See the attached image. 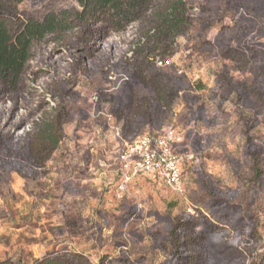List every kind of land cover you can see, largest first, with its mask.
Listing matches in <instances>:
<instances>
[{
	"label": "rangeland",
	"instance_id": "374dc122",
	"mask_svg": "<svg viewBox=\"0 0 264 264\" xmlns=\"http://www.w3.org/2000/svg\"><path fill=\"white\" fill-rule=\"evenodd\" d=\"M185 1L192 25L176 38L170 56L142 60L133 47L143 28L136 23L91 43L81 44L77 36L46 40L32 52L20 85L3 90L0 129L9 130L11 139L0 141V263L32 264L69 250L84 254L91 264H164L171 250L165 240L171 219L208 213L210 193L217 197L226 188L236 193V203L258 215L264 236V186L252 185L241 117L232 102L218 106L212 92L215 75L224 67L233 81L252 82V74L223 59L213 42L221 28L234 32L239 16L254 7L261 8L258 23L264 28V0H234L244 6L240 11L226 8L224 0ZM17 8L22 16L41 18L78 4L22 0ZM48 54L60 62L58 76L65 82L44 86L50 74L36 70ZM177 77L181 91L166 105L159 88L170 91ZM26 82L34 93L31 107L41 103L32 114L25 115L23 106L12 113L9 96ZM197 83L201 90L194 89ZM194 93L208 121L189 112ZM250 100L252 107L242 112L253 120L251 134L263 146L264 167V99ZM161 127H172L182 137L179 152L188 158L183 192L152 174L134 177L121 190L115 161L120 141L113 128L137 135ZM41 135L57 145L44 144ZM208 185H214L213 192ZM199 224L202 232V220ZM262 251L260 246L246 264H258Z\"/></svg>",
	"mask_w": 264,
	"mask_h": 264
},
{
	"label": "trees",
	"instance_id": "16d2710c",
	"mask_svg": "<svg viewBox=\"0 0 264 264\" xmlns=\"http://www.w3.org/2000/svg\"><path fill=\"white\" fill-rule=\"evenodd\" d=\"M21 1L0 0V102L4 98V89L17 88L20 85L26 65L33 57L32 52L46 40L55 43L68 36H77L81 44L91 43L108 32H122L136 23L143 28L140 30L139 40L133 46L134 50L140 52L142 60H161L170 56L176 38L184 35L192 25L190 8L185 0H75L78 8L48 12L41 18L22 16L17 8ZM224 2L226 8L235 11L244 7L234 0ZM260 9L254 7L240 15L234 32L221 28L213 42L219 48V55L223 59L231 60L237 70L252 74V82L246 84L243 81H233L224 67L215 75L212 92L215 93L213 99H216L218 106L232 102L241 117L245 135L243 151L250 161L251 182L254 187L262 189L263 146L251 134L253 120L242 112L243 107H252L250 96H255L257 100L264 99V28L258 23L262 19ZM41 64L44 66L39 65L36 72L50 74V81H45L44 86L57 80L66 81L58 76L63 67L57 59H52L51 54L42 56ZM258 81L263 82L257 85ZM176 82V86L170 91L163 86L159 88L166 105L168 100L172 103L178 98L181 91L178 77ZM28 85L30 82L23 84L14 96H9L12 99L10 112L13 113L16 107L23 106L26 109L25 115H29L39 106L40 101L34 108L31 107L35 98ZM194 89L201 90V84L197 83ZM24 91L27 95L23 94ZM191 95L189 112L194 118L208 121L200 95ZM25 115L22 119H25ZM161 129L162 127L149 133ZM9 132L0 129V141L11 139ZM120 134L121 139L127 142L141 135H126L123 129ZM39 139H43L44 144L50 143L53 147L57 145V140L49 136L41 135ZM206 189L213 192L215 188L214 185H208ZM217 194L215 197L210 193L208 213H188L171 219L165 237L171 250L164 264H246V260L252 258L260 246H263V251L258 264H264V236L259 230L258 215L236 203V193L230 188L220 189ZM200 220L204 224L202 232L198 228L201 226ZM32 264L91 263L82 253L63 250L48 253L35 259Z\"/></svg>",
	"mask_w": 264,
	"mask_h": 264
},
{
	"label": "built area",
	"instance_id": "2783aa9c",
	"mask_svg": "<svg viewBox=\"0 0 264 264\" xmlns=\"http://www.w3.org/2000/svg\"><path fill=\"white\" fill-rule=\"evenodd\" d=\"M114 138L120 141L115 161L121 173L120 189L141 174H152L175 192H183V164L188 159L179 152L182 137L172 127L156 132H145L133 141L121 139L118 128H113ZM192 159V156L189 157Z\"/></svg>",
	"mask_w": 264,
	"mask_h": 264
},
{
	"label": "crops",
	"instance_id": "0c3cea01",
	"mask_svg": "<svg viewBox=\"0 0 264 264\" xmlns=\"http://www.w3.org/2000/svg\"><path fill=\"white\" fill-rule=\"evenodd\" d=\"M37 259V258H36Z\"/></svg>",
	"mask_w": 264,
	"mask_h": 264
}]
</instances>
